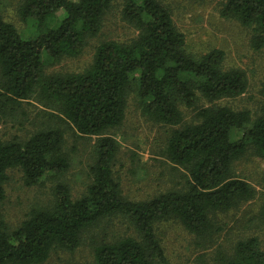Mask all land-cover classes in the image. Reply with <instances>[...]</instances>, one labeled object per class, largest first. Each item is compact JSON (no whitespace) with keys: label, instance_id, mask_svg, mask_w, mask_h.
Returning <instances> with one entry per match:
<instances>
[{"label":"trees","instance_id":"obj_1","mask_svg":"<svg viewBox=\"0 0 264 264\" xmlns=\"http://www.w3.org/2000/svg\"><path fill=\"white\" fill-rule=\"evenodd\" d=\"M115 1L23 0L20 16L34 26L30 37L0 16V111L37 94L78 134L98 137L87 192L73 200L68 186L57 184L53 203L32 209L11 231L2 216L8 170H21L24 184L32 187L48 175L63 176L70 163L59 129L37 131L25 141H5L0 129V264H43L55 249L73 252L83 234L113 216L126 218L133 232L96 245L95 264H164L158 222L173 219L207 237L219 230L214 216L256 196L234 166L248 152L264 160V107L253 119L247 110L220 104L246 93V74L225 69L221 50L189 55L185 35L159 0H127L123 16L139 33L134 40L99 44L83 72L46 74L47 65L83 53ZM221 15L252 29L253 49L264 48V0H226ZM131 95L150 120L177 127L167 138L165 156L187 173L183 188L142 202L123 196L114 175L119 145L106 136L123 124ZM201 100L208 105L197 109L195 121L184 123L183 107L194 109ZM261 185L264 189V175ZM261 218L264 223V203ZM225 261L264 264V241L257 236L237 241Z\"/></svg>","mask_w":264,"mask_h":264},{"label":"rangeland","instance_id":"obj_2","mask_svg":"<svg viewBox=\"0 0 264 264\" xmlns=\"http://www.w3.org/2000/svg\"><path fill=\"white\" fill-rule=\"evenodd\" d=\"M168 8L177 29L186 37L187 53L199 58L210 51L225 54V69H240L248 79V89L242 96L220 102L235 110H247L253 119L261 115L264 107V48L254 50V31L234 19L221 15L226 0H159ZM127 0H116L107 12L98 36L88 39L83 53L77 58H64L55 65H47L46 74L83 72L93 61L96 48L105 41L128 43L138 36V31L123 16ZM23 0H0V16L13 24L23 37L34 33L33 23L20 16ZM34 95L20 104H8L0 111V129L5 141L27 140L33 133L45 129H59L64 134L63 150L69 158V169L63 176L48 175L36 186L24 184L19 169H9L5 183L6 198L2 216L9 230H15L27 219L34 208L53 203L54 188L63 183L77 200L91 184V167L95 162V143L98 137L81 136L61 114L40 102ZM203 100L196 108L183 107L184 123L195 121L198 108L207 106ZM0 107L1 104H0ZM3 108V107H2ZM177 127L158 124L145 116L131 95L123 124L106 132L119 145L114 164V175L120 183L123 196L133 202L150 200L162 193L178 190L186 185L187 173L173 165L165 156L167 138ZM240 132L234 134L237 139ZM235 175L248 181L256 190L253 200L238 209L214 216L218 231L207 237L189 233L176 220L158 222L156 233L164 249V264H226L235 243L246 237L257 236L264 241V223L261 208L264 189V160L248 152L236 162ZM126 218L113 216L103 220L98 227L82 235L81 245L73 252L55 249L43 264H95V246L132 234Z\"/></svg>","mask_w":264,"mask_h":264}]
</instances>
